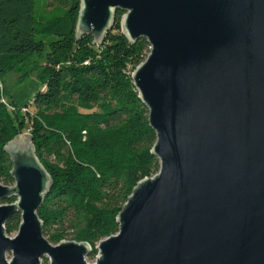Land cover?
Returning <instances> with one entry per match:
<instances>
[{
  "label": "water",
  "instance_id": "water-1",
  "mask_svg": "<svg viewBox=\"0 0 264 264\" xmlns=\"http://www.w3.org/2000/svg\"><path fill=\"white\" fill-rule=\"evenodd\" d=\"M117 9L127 40L150 45L131 76L159 170L137 182L88 263L89 243L44 236L51 177L31 135L17 134L4 146L14 184L0 183V201L15 200L0 202V264H264V0H80L75 41L100 44Z\"/></svg>",
  "mask_w": 264,
  "mask_h": 264
},
{
  "label": "trees",
  "instance_id": "trees-1",
  "mask_svg": "<svg viewBox=\"0 0 264 264\" xmlns=\"http://www.w3.org/2000/svg\"><path fill=\"white\" fill-rule=\"evenodd\" d=\"M79 4L0 0V180L14 182L5 144L28 131L52 181L37 211L44 236L53 244L67 240V218L72 240L89 243L94 256L96 244L118 232L115 217L137 182L158 172L159 159L151 152L156 133L148 108L131 76L149 43L127 40L120 9L100 44L91 34L75 41ZM31 74L42 84L31 102H9L8 79ZM20 221V212L13 213L5 233L17 232Z\"/></svg>",
  "mask_w": 264,
  "mask_h": 264
},
{
  "label": "rangeland",
  "instance_id": "rangeland-1",
  "mask_svg": "<svg viewBox=\"0 0 264 264\" xmlns=\"http://www.w3.org/2000/svg\"><path fill=\"white\" fill-rule=\"evenodd\" d=\"M150 51V46L146 51V56L148 55ZM146 58V57H145ZM6 85L8 86V89L6 90V98L9 102L15 103L17 106L22 107L25 104H28L31 102L32 98L34 97V95L41 89L42 84L41 82L36 78L35 74H31L30 76L24 78L23 80H19V81H13L11 78L8 79ZM30 110H33L32 107H30ZM22 133H29L28 131H24ZM50 160H53L52 156L49 157ZM0 183L2 184H6L3 180H0ZM13 183L11 184H6V185H13ZM1 202V201H0ZM2 203V202H1ZM65 233H66V237L67 240H72V229L69 227V221L67 220V218L65 219ZM53 230V228L51 229V231ZM16 232L11 233V234H7L8 236H13L15 235ZM45 237H47V235H45ZM97 254H95L94 256H90L89 254H87L85 256V260L88 263H95L96 259H97ZM6 257L7 259H9L11 257V251H7L6 252ZM41 264H50V259L47 256H43L41 258Z\"/></svg>",
  "mask_w": 264,
  "mask_h": 264
}]
</instances>
